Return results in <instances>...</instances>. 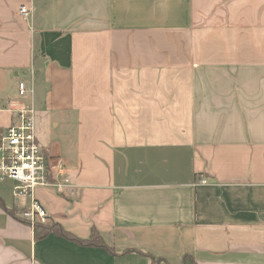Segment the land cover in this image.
<instances>
[{
    "label": "crops",
    "instance_id": "0c3cea01",
    "mask_svg": "<svg viewBox=\"0 0 264 264\" xmlns=\"http://www.w3.org/2000/svg\"><path fill=\"white\" fill-rule=\"evenodd\" d=\"M18 104L46 220L118 255L0 180V264H264V0H0V135Z\"/></svg>",
    "mask_w": 264,
    "mask_h": 264
},
{
    "label": "built area",
    "instance_id": "2783aa9c",
    "mask_svg": "<svg viewBox=\"0 0 264 264\" xmlns=\"http://www.w3.org/2000/svg\"><path fill=\"white\" fill-rule=\"evenodd\" d=\"M18 13L26 21L31 9L26 5H20ZM17 91L19 96L26 95L27 88L24 82L18 83ZM13 108L15 116L0 135V180H10L17 184L13 191L14 196L23 194L30 196L31 204L20 213V216L33 226L35 222H39L37 220H46V211L31 193L37 186L51 184V172L47 156L36 137L34 109L19 104ZM200 182L206 181L202 179ZM53 184L62 188L61 184Z\"/></svg>",
    "mask_w": 264,
    "mask_h": 264
},
{
    "label": "trees",
    "instance_id": "16d2710c",
    "mask_svg": "<svg viewBox=\"0 0 264 264\" xmlns=\"http://www.w3.org/2000/svg\"><path fill=\"white\" fill-rule=\"evenodd\" d=\"M0 204L3 205V203L1 202L0 199ZM4 209L9 213L12 214L14 216H16V209H6L4 207ZM34 228V239L38 240V239H42L44 237H46L49 233H54L57 234L65 239L71 240L79 245L82 246H95V247H101L103 249H105L108 253H110L113 256L118 255L113 247L108 246L103 238L97 234L96 231H92L89 235V237L85 238V239H81V238H77L75 236H73L72 234H70L69 232L63 230L57 223H51L50 225H46V224H42L39 222H35L33 225ZM130 250L126 251L129 252ZM141 253V252H140ZM186 258L187 256H183V264H185L186 262ZM159 262L158 260L156 261V263Z\"/></svg>",
    "mask_w": 264,
    "mask_h": 264
},
{
    "label": "rangeland",
    "instance_id": "374dc122",
    "mask_svg": "<svg viewBox=\"0 0 264 264\" xmlns=\"http://www.w3.org/2000/svg\"><path fill=\"white\" fill-rule=\"evenodd\" d=\"M37 221H39V223L46 224V225H50V224H51V223H49L47 220H45V221L37 220Z\"/></svg>",
    "mask_w": 264,
    "mask_h": 264
}]
</instances>
